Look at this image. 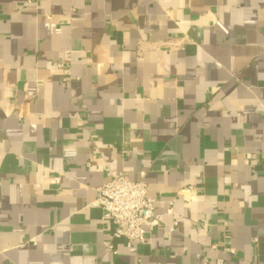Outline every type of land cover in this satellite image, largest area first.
<instances>
[{
	"label": "crops",
	"instance_id": "obj_1",
	"mask_svg": "<svg viewBox=\"0 0 264 264\" xmlns=\"http://www.w3.org/2000/svg\"><path fill=\"white\" fill-rule=\"evenodd\" d=\"M104 167L163 219L129 249ZM217 259L264 264V0H0V264Z\"/></svg>",
	"mask_w": 264,
	"mask_h": 264
},
{
	"label": "built area",
	"instance_id": "obj_2",
	"mask_svg": "<svg viewBox=\"0 0 264 264\" xmlns=\"http://www.w3.org/2000/svg\"><path fill=\"white\" fill-rule=\"evenodd\" d=\"M58 67L62 68V65ZM96 154L93 160L97 159ZM104 174L106 181L96 189L95 205L101 210L103 219L113 225L111 239L121 240L129 249L135 243H143L149 233L164 228L161 215L155 212V201L147 194L145 182L131 181L123 172L107 167H104ZM104 248L116 253L110 240L104 243ZM224 250L234 254L233 249ZM214 264H224V260L217 259Z\"/></svg>",
	"mask_w": 264,
	"mask_h": 264
}]
</instances>
